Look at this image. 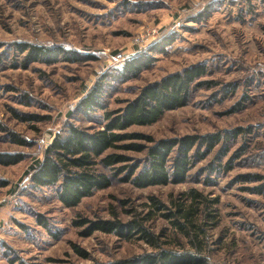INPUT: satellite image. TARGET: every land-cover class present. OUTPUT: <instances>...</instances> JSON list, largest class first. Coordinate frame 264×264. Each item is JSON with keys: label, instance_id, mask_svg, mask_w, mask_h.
<instances>
[{"label": "rangeland", "instance_id": "rangeland-1", "mask_svg": "<svg viewBox=\"0 0 264 264\" xmlns=\"http://www.w3.org/2000/svg\"><path fill=\"white\" fill-rule=\"evenodd\" d=\"M20 45L52 50L54 60H27L29 50ZM145 56L149 67L118 77L126 62ZM197 64L207 74L188 105L128 130L155 141L221 134L211 151L201 147L204 158L194 161L184 183L138 188L114 181L75 208L32 184L27 171L57 133L69 124L102 127L104 110L78 112L95 84H106L102 103L117 110L145 86ZM13 134L27 144L13 142ZM119 152L136 160L145 155ZM0 155L22 156L0 162L6 183L0 185V264L110 263L154 252L142 240L101 231L87 236L88 224H74L129 221V211L137 219L151 213L146 224L162 235L164 247L188 252L189 238L156 211L152 198L174 210L191 189L206 198L196 217L206 232H196L207 264H264V194L253 191L264 179H243L264 178V0H0ZM215 162L221 170L211 173Z\"/></svg>", "mask_w": 264, "mask_h": 264}, {"label": "trees", "instance_id": "trees-1", "mask_svg": "<svg viewBox=\"0 0 264 264\" xmlns=\"http://www.w3.org/2000/svg\"><path fill=\"white\" fill-rule=\"evenodd\" d=\"M163 46V45H162ZM20 50H29L27 60L38 61L46 58L53 59V51L38 46L20 45ZM63 52V51H62ZM68 60H75L74 55L64 52ZM68 56V57H67ZM54 60V59H53ZM150 57L133 59L126 62L124 69L118 73L119 78L137 76L144 68L149 67ZM207 74L205 64L187 67L181 72H175L161 81L145 86L140 94L126 105L117 110H107L102 103L104 87L100 82L95 84L78 105V112L85 116L94 114L96 110H104L102 127H92L90 130L79 125L69 124L64 132L57 133L47 145L41 158H35L27 174L32 184L38 188L54 190L57 199L67 208H75L83 199L93 196L97 191L107 189L114 181L132 183L138 188L151 186H165L168 184L184 183L195 160L204 158L201 147L205 146L211 151L223 137L221 134L192 135L178 139L158 140L141 133H130L128 130L134 126H151L159 122L168 111L180 109L189 104L194 89L201 84L198 80ZM94 112V113H93ZM243 132L242 129L228 133L226 138H236ZM13 142L26 145L24 139L13 134ZM144 140L149 145L138 143ZM246 146L242 149L245 151ZM119 150L145 153L142 159L120 153ZM240 156V154H238ZM22 156H2L0 162L12 164ZM220 164L210 165L209 171H220ZM264 178L246 176L243 179ZM2 180L0 185L5 186ZM253 191L264 194V184L255 187ZM174 210L156 198H152L153 207L161 213L175 229L187 236L192 250L180 253L164 247L162 235H155L147 226L150 220L149 213L143 219L135 218V211H129L134 217L129 221L114 219H86L76 221L74 224L88 227L85 235L90 236L96 231L115 234L131 241L142 240L155 251L135 255L110 263L95 262L92 264H207L201 240L196 231L206 232L196 222L201 206L206 198L196 189L182 193L174 201ZM44 225L45 223L41 221ZM46 226V225H45ZM75 252L83 258L87 254L75 247ZM18 264H27L20 261Z\"/></svg>", "mask_w": 264, "mask_h": 264}]
</instances>
